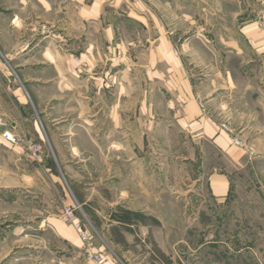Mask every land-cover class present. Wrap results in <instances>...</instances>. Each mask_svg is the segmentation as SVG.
<instances>
[{"label":"crops","instance_id":"crops-1","mask_svg":"<svg viewBox=\"0 0 264 264\" xmlns=\"http://www.w3.org/2000/svg\"><path fill=\"white\" fill-rule=\"evenodd\" d=\"M129 1L127 17L117 11L123 19H107L106 0L57 1L58 11L70 16L66 48L46 54L63 56L61 66L55 63L63 89L50 80L47 92L33 91L34 107L48 103V111L39 113L51 150L39 162L31 157L25 172L33 186H59L65 197L68 188L76 197L94 223L102 243L94 251L104 264H141L130 254L150 249L147 237L168 228V204L182 200L186 184L209 188L220 202L230 192V179L214 158L230 152V137L215 115V95L227 88L230 75L225 57L217 65L216 37L183 33L152 17L144 1ZM198 40L212 44L211 60L210 46L200 48ZM206 54L207 60L201 57ZM4 98L0 145L11 131L43 148V131L21 89ZM176 139L182 145L169 147ZM13 150L32 155L23 146ZM71 230L61 229L69 242Z\"/></svg>","mask_w":264,"mask_h":264},{"label":"rangeland","instance_id":"rangeland-1","mask_svg":"<svg viewBox=\"0 0 264 264\" xmlns=\"http://www.w3.org/2000/svg\"><path fill=\"white\" fill-rule=\"evenodd\" d=\"M45 1L54 8L39 0H0V62L6 67L5 74L0 71V101L21 89L43 131L46 153L28 158L13 150L28 148L27 142L0 145V264H96L85 253H97L96 244L102 243L76 197L68 188L65 197L59 186H33L25 173L32 158L39 162L51 150L47 121L39 113L48 111V103L34 107L33 91L47 92L50 80L63 89L64 77L58 70L56 76L55 66L63 64V56L56 60L46 53L65 52L70 16L58 11V0ZM142 1L152 17L177 24L183 33L192 29L195 37H216L217 65L225 57L223 66L230 75L227 88L215 95V115L222 130L223 125L228 128L230 152L214 158L219 173L230 179V192L220 202L209 188L186 184L182 200L168 204V228L147 237L150 249L138 248L130 255L141 264H264V0ZM106 2L107 19H119L118 12L127 17L129 0ZM198 46H210L211 60L212 44L198 40ZM181 145L176 139L169 147ZM65 227L72 229V242L61 235ZM81 232L87 233L86 240Z\"/></svg>","mask_w":264,"mask_h":264},{"label":"built area","instance_id":"built-area-1","mask_svg":"<svg viewBox=\"0 0 264 264\" xmlns=\"http://www.w3.org/2000/svg\"><path fill=\"white\" fill-rule=\"evenodd\" d=\"M39 122L42 124L41 120H39ZM223 129L226 130L228 129L225 125H223ZM3 139L9 143L10 145H18V144H21V143H25L27 142V147L28 149L32 152V154L34 156H39L41 155L42 153V147L41 145L37 144V143H34V142H31V141H25L23 140L22 138L20 137H17L13 132L11 131H7L3 134ZM80 208V207H79ZM67 215L69 216V218L72 220V221H75V217H74V214L73 212H70L68 211L67 212ZM81 231V230H80ZM82 233V232H81ZM86 234L87 233H82V236L83 238L86 240L87 237H86ZM85 258L88 260V261H93L95 262L96 264H103V255L101 254H98V253H93V251H90V250H87L86 253H85Z\"/></svg>","mask_w":264,"mask_h":264}]
</instances>
